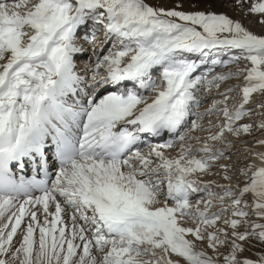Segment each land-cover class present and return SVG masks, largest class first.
Here are the masks:
<instances>
[{
    "label": "snow or ice",
    "instance_id": "6c2138e0",
    "mask_svg": "<svg viewBox=\"0 0 264 264\" xmlns=\"http://www.w3.org/2000/svg\"><path fill=\"white\" fill-rule=\"evenodd\" d=\"M0 264H264V0H0Z\"/></svg>",
    "mask_w": 264,
    "mask_h": 264
},
{
    "label": "bare ground",
    "instance_id": "6f19581e",
    "mask_svg": "<svg viewBox=\"0 0 264 264\" xmlns=\"http://www.w3.org/2000/svg\"><path fill=\"white\" fill-rule=\"evenodd\" d=\"M153 2H165V3H167V2H168V0H153ZM77 63L79 64V63H80V61H79V60H77ZM258 135H259V133H258Z\"/></svg>",
    "mask_w": 264,
    "mask_h": 264
}]
</instances>
